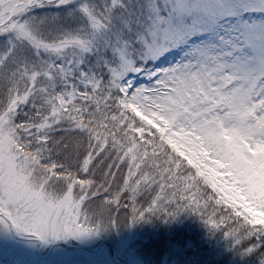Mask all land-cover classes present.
<instances>
[{"label": "snow or ice", "instance_id": "6c2138e0", "mask_svg": "<svg viewBox=\"0 0 264 264\" xmlns=\"http://www.w3.org/2000/svg\"><path fill=\"white\" fill-rule=\"evenodd\" d=\"M0 264H264V0H0Z\"/></svg>", "mask_w": 264, "mask_h": 264}]
</instances>
